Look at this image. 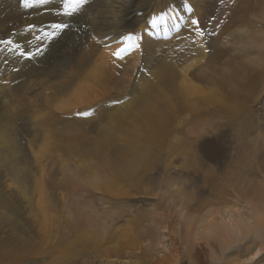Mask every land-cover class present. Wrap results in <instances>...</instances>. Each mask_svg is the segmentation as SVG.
I'll return each instance as SVG.
<instances>
[{
    "label": "bare ground",
    "instance_id": "6f19581e",
    "mask_svg": "<svg viewBox=\"0 0 264 264\" xmlns=\"http://www.w3.org/2000/svg\"><path fill=\"white\" fill-rule=\"evenodd\" d=\"M244 2L251 6L253 0H243L242 3ZM51 3L59 5V11L63 10V0H51ZM89 3L91 6L87 15L82 17L79 23H73L70 32L49 40L43 36L41 29L50 30L48 26L58 18L50 14L48 6L36 3L33 8L28 9L22 6L20 0H0V40L13 39L32 52L36 51L37 46L43 49L30 62L17 59L14 53H0V107L3 105L1 103H5L6 98L16 105L24 100L29 103V99L33 96L29 98V91H25V88L30 86L37 91L44 85L42 94H36L37 100L29 103L28 107L19 105L25 108L16 112L13 107L12 111L15 112L9 113V109L6 112L4 110L10 107L6 104L4 111L0 113L2 114L0 115V214L3 219L12 220L20 233L28 235V223L31 224L32 218L35 217L34 203L36 199L39 200L37 197L39 193H37L38 187L35 186L38 172L35 175L33 174L35 170H32V162L35 158L28 150L34 146L30 144L32 140L28 141L25 136L29 138L35 131L37 132L38 127L35 129L33 125L38 119L34 121L33 118L35 114L41 112L39 107L42 106L40 105L43 102L42 97L48 96L58 102L56 106L58 110L62 108L61 106H64V111L72 110L75 101L85 110V113H82L83 118L74 120L71 124L66 123L67 129L62 127L67 132L77 131V136H65L67 137L64 141L65 146L63 144L61 146L68 150L66 155L82 162L83 169L80 173L85 175L83 180L85 179L87 188L119 196L110 188L118 187L121 181L124 187H129L127 191H123L124 196L131 194V191L152 194L155 188H159L157 194L162 200H167L174 196L173 191L170 190L171 181L175 179L172 170L180 171L179 164H175L174 158H178L180 164L182 163L181 175L186 182H190L192 188H187L184 192L185 203L180 211L172 214L165 209L163 213H155L150 218L143 212L138 213L131 216L122 229L116 228L111 223L114 220L111 215L102 216L100 210L94 211V206L87 200L79 202V205L76 202L78 209L77 206H72L74 218L68 219V225L63 231L60 230L63 237H60L62 246L59 245L58 249L63 247V258L59 257L60 259L51 261L22 259L17 264H150L152 260L155 261L153 264H164L168 259L162 256L163 260L155 255L162 251L167 252L169 242L166 238L171 231H176L177 236L181 237L180 254L185 257L186 264H198L196 260L194 261L195 257L191 251L193 243H190V239L199 235L206 240L208 246L210 239L216 242V245L208 249L210 257L206 254L211 258L210 260L222 261L223 264L233 262L264 264V204H262L264 184L262 183L260 189L255 187L257 190H247L244 193L245 189L239 185V181L242 180L243 183L245 175L242 178L241 175L239 177L236 176L237 174L234 175L233 171H223L225 162L219 163L217 167L219 172L213 167L214 161L211 166L208 158L201 155L204 133L209 131L214 133L216 138L221 139L227 131L223 128L225 125L223 122L228 117L235 123L233 129L239 140L244 141L246 134L251 132L253 117L240 114L244 101L242 98L245 95L242 91L246 90V96L253 101L257 98L256 93L260 84L264 82V55H261V49L264 47V32H251L245 27L246 30L241 31L246 36L238 37L231 42L227 40L225 33L231 34L232 31L225 25L217 29L216 37H211L213 53L206 54V47L194 48L191 44L193 39L198 45L205 44L208 38L202 39L200 36L189 34L190 19H199L201 26H206L207 30L211 31L206 20L216 15L220 18L218 4L222 3V0H196L194 14L184 11L188 0H89ZM213 3L217 4L216 8ZM63 19L68 18L63 17ZM85 20L89 22L85 23ZM152 20L156 21L155 29L152 27ZM30 24L36 25L31 32L27 31ZM246 24L247 21L244 22V26ZM248 25L249 23L246 26ZM132 29L148 35L152 43L143 54L136 51L126 56L124 61H119L113 56V53L122 47L118 42L119 35ZM165 29L167 36L163 35ZM157 32L158 35L155 34ZM237 40H248L246 51L237 46ZM105 43L110 46L106 47ZM5 47L4 44H0V48ZM5 55L12 61L11 64L3 63ZM13 68L19 71L14 72ZM225 68L229 72H223V75L225 78L231 77L233 90L227 93L225 86H222L218 98L219 81L216 79L218 75L216 71ZM242 68L247 70L248 76L244 75ZM258 70L262 73H258ZM4 81H9L7 86H4ZM127 98L128 101L125 100ZM51 100L50 102H53ZM116 100H120V103L113 104L112 102ZM227 101L228 103L232 101L230 106L226 104ZM93 103H98L97 116L88 114L92 113L93 108L91 110L87 106H93ZM31 106L37 107V109L32 107L36 109L33 110L32 115L29 114ZM41 109L43 111L44 107ZM44 110H47V107ZM46 116L44 117H49ZM22 117L23 120H28L30 129L20 127L19 124L22 122L19 121ZM211 117H215V122L220 120L221 123L216 122L215 126H211ZM55 118L57 119V116ZM99 118L102 121H99ZM182 119L187 121L181 124ZM26 126L24 127L27 128ZM230 126L229 124V128ZM46 127L44 129L48 130ZM51 127L49 129H52ZM54 129V131L59 130L61 126ZM180 134H184L186 138H180ZM21 135L23 138H20ZM180 139L178 145L168 148L164 146L171 140L178 143ZM229 141L231 142V139ZM33 143L35 144V141ZM28 145H31L30 148ZM83 158H87L86 163L89 162L87 166ZM157 164H160L162 176L164 175L165 178L160 179L159 187L155 185L153 189L147 178ZM216 172L221 175L218 177ZM44 178L45 175L42 173L40 179ZM211 178L214 180L208 182ZM200 181L205 184L204 187H201ZM71 184L69 189L73 186ZM226 184H229V188ZM183 186H186L185 182ZM201 188L205 191L209 190V198H202L204 192L203 190L200 192ZM15 195L24 204L21 206L24 209L20 216L21 221H19V213L8 208H17V206L6 207L3 200V198H14ZM50 196L52 197L51 194ZM51 197L40 198V203L52 206L57 197L54 196L55 199ZM65 199L61 197V203H64ZM201 199L203 200L200 202ZM195 200L199 201L200 205L192 207L191 204ZM239 205L243 206L238 208ZM243 207L251 211L250 216L242 212ZM173 215L174 220H178H176L177 225L174 224L175 228ZM146 222L150 224L144 227ZM12 234L21 237L18 232ZM155 236L163 239L162 250L156 249ZM249 237L250 244H244V240ZM68 238L72 239L71 242H67ZM171 238L175 239V236ZM108 243L111 245L106 246ZM140 245L145 247L143 253L138 252ZM230 249H235L234 256L233 259L227 260L225 254ZM49 250L53 251L52 248ZM205 258L207 261V257ZM179 260L180 258L176 257L173 261L181 262Z\"/></svg>",
    "mask_w": 264,
    "mask_h": 264
},
{
    "label": "rangeland",
    "instance_id": "374dc122",
    "mask_svg": "<svg viewBox=\"0 0 264 264\" xmlns=\"http://www.w3.org/2000/svg\"><path fill=\"white\" fill-rule=\"evenodd\" d=\"M242 1L243 0H228V1L224 0V2L219 3L218 4V10H219L218 16L220 18H217V15H216V16H211L210 20L209 19L206 20V22H208V26H209L210 30L212 31L213 30L212 28L215 26V31H216V34L218 35L217 29H221L225 25H227L228 27H230V30L232 31V33L231 34L225 33V36L227 37V40L231 41V42H234L238 37L246 36V34L243 32L244 30H246L245 27L248 28V30L251 32H253V31L264 32V16H263L264 15V4H263L264 2H263V0H253L251 6H248V4L245 2L242 3ZM213 6L216 8L217 4L213 3ZM258 6H260V7H258ZM245 21H247V24L249 23L248 26H246L247 24L244 26ZM233 30H236V31L233 32ZM241 30H243V31H241ZM216 34L214 35V37L217 36ZM236 35H237V37H236ZM247 44H248V40L247 41L243 40V41H238L237 46L239 48H241L242 50L246 51L247 50ZM212 51H213V48H211L210 50L207 49L206 54H212L213 53ZM261 53H262L261 55L263 56L264 55V47L261 49ZM242 70H243L244 75L248 76L247 70L245 68H242ZM216 72L218 73L216 79H217V81H219L217 83V85H219L218 86L219 91L217 90V92H218L217 97L220 98L219 92L222 91L221 90L222 86H225L226 92L228 93V92H231L233 90V85L230 81L231 77L225 78L223 75V72H229L226 68L223 69L222 71L219 69ZM258 73H262V71L258 70ZM43 86L41 87V89L37 90L39 92L34 91V88H31L30 86L28 88H25V91H27V92L29 91L28 94H30V96L28 95V97L29 98H31L32 96L34 97L33 100H32L33 97L31 99H29L30 100L29 103H34V100H37L38 96L35 97L36 94L37 95L39 93L42 94V92H43L42 88H44ZM29 88H31V89H29ZM30 90H31V92H30ZM47 90H49V89H47ZM242 92L245 95L242 98L244 101L242 104V112L240 114L253 117V120H252L253 125H252V129L250 130L251 132L246 134L247 136L244 135L245 136L244 141L239 140V138L237 137L236 131L234 130L235 129V127H234L235 123H234L233 119H229V117H228L223 122V123H225L224 127L222 126L225 131L227 130L226 133H228V134L225 133L224 137L222 136L221 139H218V138H216L214 133H210L209 131L207 133L206 132L204 133V138L202 139L204 142V146L202 148L201 155L206 156L208 158V162H209V164L211 162V166L213 164L212 161H214L215 163L213 164V167L214 168L216 167V169H218L217 167H219L220 162L221 163L225 162V164L223 165V169H224L223 171H228V172L233 171L232 173H234V175L237 174L236 176H238V177H239V175H241L242 178L245 175V178H243L245 181H243V183H242V180H240L239 185H241L242 188L245 189L243 191H245L244 193H246L247 190H249V191L257 190V188H259L262 185V183L264 184V167H263L264 166V82H262V84H260V87L258 88L257 93H256L257 98L253 101H252V99H248V97L246 96V90L243 89ZM33 93H35V94L33 95ZM51 98L52 97H50V96H48L47 98L42 97L43 102H42V104L40 103V105H42V106L39 105L40 106L39 110H41V112H40V114H39V112H38V114H35L36 116L34 115L33 120L38 119V121L34 120L35 125H33V126L35 127V129L38 127L36 129L38 133L35 131L34 132L35 134L33 133L32 135H30L31 137H33V135H35L33 138H31L30 136L28 138L27 135L24 134V135H26L25 138L28 141L32 140L30 144L34 147H31L32 148L31 149L29 147L31 145H28V147L30 148L28 150H30L32 152V155L35 158V159H33L34 161L32 162V166H33L32 170H35L33 172V174L36 175V173L38 172L36 175L37 181L35 183V186L38 187L37 193H39L40 195L37 194V197H39V200L36 199V202L34 203L35 217L32 216L33 217L32 223L34 222V224L28 223L29 224L28 225L29 233H28V235H26V234L20 233L17 230L18 227L17 228L15 227V223L12 220L7 221V220L3 219L2 215L0 214V264H17V262L21 261L22 259L23 260L35 259L37 261H41V260L51 261L53 259H60L59 257H61V259H62L63 258L62 254L64 252L63 247H60V249H58L59 245L62 246V239H60V237L62 238L63 234L61 233V231H63V229H65V227L68 225L67 220L70 218L72 219V217L74 218V213L72 212V206L73 205H74V207L77 206V209H78L79 202H84L85 200H87L88 203H90L94 206V209H93L94 211H95V209L100 210V212L103 213V214L101 213L102 216H104L106 214L111 215L112 219H114L111 223L113 225H115L116 228L122 229L127 224V221L130 220L131 216L136 215L138 213L143 212L144 214H146L150 218L152 215H155V213L156 214L157 213H163L165 209H166L165 211L172 212V214H174V212L176 213V212L180 211L183 204L185 203L184 192L187 191V188L188 189L192 188L190 182H186V179L181 175L182 167L180 165L182 163L180 164V162L178 161V158H174V159L172 158L176 165L179 164L178 165L179 168L178 167L177 168L180 171L176 172L175 169L172 170V173L175 174V176H173V177H175V179H173L171 181L172 187L170 190L173 191L174 196L168 198L167 200H162L161 196L157 194V193H159V190H158L159 188L158 189L155 188V190L152 191V194H145L144 191H131V194H127L124 196L122 194L123 191H127V189L129 187H124L123 184H121V181L118 183V187L112 186L110 188L111 191L118 193L119 196L111 195L109 193H102V192L96 191L90 187L87 188V186H85V183H84L85 179L83 180L85 175L80 173V171L82 172V169H83L82 162L76 161L73 159V157L71 158V156L66 155L65 153L68 150L66 151L64 149L65 148L64 144L66 143L64 141L67 138L65 136H68V137H76L77 136V133H76L77 131L76 132L75 131L67 132V130H64L65 128L66 129L68 128V126H66V123L71 124L74 120H80L81 118H83L82 113H85V110L83 109L82 106H80L78 104L77 101L73 102L74 107L72 108V110L64 111V108H63L64 106H61L62 108L58 110L56 108V106H58V104H57L58 102H56L55 100H51ZM46 99H48L49 101ZM7 100H9V101L7 102ZM44 100L46 102H44ZM50 100L53 102H50ZM125 100L128 101L129 98H127ZM231 102L232 101H230L228 103V101H227L226 104L230 106ZM29 103H28V101L24 100V101H22V103L18 102L16 105V104H13V102H10L9 98H6L5 103L4 102L1 103L5 106L1 105L2 107H0L1 108L0 113L3 112L4 110L6 112V111H8V109H9V113H11V112L13 113V112H15V110L17 112L18 109L23 110L25 107L21 108L20 106H27ZM6 104H8V106H10V107L7 108ZM21 104H23V105H21ZM44 104H48V106L47 105L44 106ZM92 105L93 106L88 105L87 107H90L89 109H91V110L93 108L92 115L97 116L98 111L96 110V106L98 105V103H93ZM75 106H77V107H75ZM13 107L15 109L14 111H12ZM18 107H20V108H18ZM32 107H34V106L29 107L30 108L29 114H31V115H32V113L34 114L33 110L37 109V107H34L36 109H33ZM41 107H44V109H46V107H47V110L43 109V111H45V112L42 113L43 111H42ZM3 108H5V109L3 110ZM62 109H63V111H62ZM228 111H230V110H228ZM71 112L74 114H72ZM93 112L95 114H93ZM41 113H42V115H44V116L47 115V116L51 117L52 119L50 120L49 117L45 118L44 116L41 115ZM48 113H49V115H48ZM52 113L53 114L55 113V114L53 115ZM0 115H2V114H0ZM37 116H39V117H37ZM55 116H57V119L55 118ZM227 116H229V114ZM23 119H24V117H22L21 121H19V123L22 122L21 124H19L20 127L21 128L23 127V129H26V130L30 129V125L28 124L29 123L28 120L25 121ZM46 119H47V121H45ZM52 120H55V121H52ZM210 120L212 121L211 126H215L216 122L221 123L220 120H216V122H215V117H213V118L211 117ZM50 121H51L52 125L49 124ZM56 121H57V123H56ZM99 121H102L101 118H99ZM186 121H187L186 119H182V120H180V123L184 124ZM230 121H233V122H230ZM24 122H26V123H24ZM36 122H38V124ZM22 124L24 126L27 125L26 126L27 128H25ZM229 124L231 125L230 126L231 129L229 128ZM28 125H29V128H28ZM44 126L45 127L48 126V127H46L48 130L44 129L45 128ZM57 126H59V128L61 126L62 130L56 129V131H54L55 130L54 128H57ZM49 127H51L52 129H49ZM58 132H61V133L63 132L62 133L63 135L61 133L58 134ZM43 133H45V134H43ZM60 134H61V136H60ZM180 136H181L180 138H186L184 136V134H180ZM209 136H211V137H209ZM230 136H231V138H230ZM61 137L64 139H62ZM20 138H23L22 135L20 136ZM207 139H209V140H207ZM229 139H231V142L229 141ZM34 141H35L36 146L34 143L32 144V142H34ZM180 141H181V139L177 143L175 140H171V141L165 143L164 146L167 148L173 147V145H175V144L176 145L180 144ZM225 141L227 143H225ZM206 142H207V144H206ZM219 142L221 145H219ZM57 143H59V144H57ZM56 144H57V146H56ZM62 144L64 146H61ZM63 149H64V151H63ZM105 151H107V150H105ZM104 153H106V152H104ZM240 158H242V159H240ZM83 160L85 161V164L87 166V164L89 163V162L86 163V161H88L87 158H83ZM95 162H96V160H95ZM35 163H36V165H35ZM228 163H229L230 167L228 166ZM90 165H88V166H90ZM261 165L263 168L261 167ZM242 166H244V167H242ZM160 168H161L160 164H157L155 167V170L152 173L148 174V178L149 177L150 178L149 179L147 178V180H149L151 182L150 187H152V188L155 187V185H156V187H157V185L159 187L160 179L165 178L164 175L162 176L163 173H161L162 171ZM232 168H233V170H232ZM36 169H37V171H36ZM225 169H227V170H225ZM239 169L241 171H238ZM218 171H219V169H218ZM236 171H238V172H236ZM42 173L45 175V178L43 180L40 179V176L42 175ZM216 173L218 174V172H216ZM220 175H221V173H220ZM220 175L218 174V177ZM151 176H154V177H151ZM176 177H178V178H176ZM218 177H217V179H215L216 181L218 180ZM212 179L213 178H211L208 182L212 181ZM34 180H35V177H34ZM80 180H83V181H80ZM70 181L72 182V184ZM246 181L249 183H246ZM68 182H69V185H68ZM184 182L186 183L185 187L183 186ZM199 183H200L201 187L205 186V184H202L201 181ZM70 184L73 185L71 189H69ZM152 184H154V185H152ZM43 186H45V187H43ZM46 186H48V187H46ZM227 186L229 188V184ZM255 187H257V188H255ZM85 188H87V191ZM208 189H210V187ZM208 189H206V191L203 190V188L200 189V192H202V190L204 192V194L202 195L203 199L209 198L208 197L209 196V194H208L209 190ZM47 190H49V191L47 192ZM71 190H72V192H71ZM48 193H50L52 195V197L50 196V194L44 195V194H48ZM60 194H61V196H60ZM120 194H122V195H120ZM47 196H48V198L51 197L52 199H55L54 196L57 197V199H55L54 204L52 206H46V205H44V203L43 204L40 203L41 202L40 198L47 197ZM82 196H84V197L81 198ZM61 197L66 198L63 201L64 203H61L62 202L60 200ZM77 197L78 198L80 197L79 199H81V200L79 201V199ZM203 199H201L200 202ZM3 200L5 202L6 207H8L7 205L17 206V208H13V207H8V208L12 209L14 212H18L19 213V221H21L20 216L22 214V211L24 210V209H22L21 206L24 204L19 199V197L17 195H15L14 198L13 197L3 198ZM37 200H38V202H37ZM50 202H51V200H50ZM72 202H74V203H72ZM76 202L78 205L76 204ZM262 204H264V200L262 201ZM198 205H200V204H199V201H197V200H195V202H193L191 204L192 207H195ZM242 206L243 205H239L238 208H241ZM243 208L244 209H242V212L244 211L246 216H250L249 213L251 211H249L247 209V207H243ZM2 209L6 210L5 208H2ZM13 211L12 212L10 211V213L14 214ZM173 217H174V215L172 216V220H174ZM176 220H174L173 226H174V224L177 225ZM149 224L150 223L146 222L144 227L146 225H149ZM32 225H33V227H32ZM171 225H172V223L170 222V226ZM29 227H31V228H29ZM144 227H142V228H144ZM174 228H175V226H174ZM30 229H32V230H30ZM149 229H150V227H149ZM64 231L66 233H68L66 230H64ZM13 232H18L21 237L20 238L16 237L14 234H12ZM68 235L71 236V234H68ZM74 235L75 234H73V236ZM76 235L79 236L78 234H76ZM170 236L173 238L175 236V239H172ZM176 236H177L176 231H174V232L171 231L169 237L166 238V240L169 242V245L167 247L168 248L167 252L162 251L160 254L155 255V257L158 256V258H160V259L162 258V256L164 258H167L168 260L164 261L165 262L164 264H168V263L186 264L185 257H183L182 254H180V252H181L180 251L181 250V246H180L181 239L180 238L181 237H179V236L176 237ZM200 236L201 235L197 236L196 238L195 237H193L191 239L189 238L190 243H193L192 249L194 251L193 250H191V251L193 252L192 254L195 257L194 261L196 260V262L198 264H223L222 261H215L214 259H212L214 261V262H212V260H210L211 258H208V256H209V253H208L209 250L208 249H210V246L216 245V242L214 240L210 239L209 240L210 246H208L206 244L207 243L206 240H204ZM58 238L60 239V243H59ZM156 238H157V236L154 237V241L156 240L155 247L157 250H162L163 239H158V238L156 239ZM57 240H58V242H57ZM71 240L72 239L68 238L67 242H71ZM141 240H140V242H141ZM250 240L251 239L249 237V239H245L244 240L245 242L244 241L243 242H244V244L249 243V242H251ZM147 241H149V239ZM115 243H113V244H115ZM104 244H106V243H104ZM109 245H111V243H108V245H106V246H109ZM143 245L142 246L140 245L141 248L139 247L140 250L138 249V252L139 251H140V253L144 252L145 247ZM53 247L55 248V250L58 253L56 251H54ZM137 247L138 246H136V248ZM49 248H52L53 251L52 250L50 251ZM47 250L50 252H47ZM234 251H235V249L234 250L230 249L229 252L228 251L226 252L225 255L227 256L226 257L227 260L233 259ZM53 252L58 254L59 256L56 254H53ZM53 255H55V256H53ZM48 257H50L51 259ZM176 257L180 258L179 261H181V259H182L181 257H183V260L181 262L177 261V263H176V261H173L174 259H176ZM205 257H207V259H208L207 261H206ZM164 258H162V259L164 260ZM149 263L153 264V263H155V261L152 260ZM231 264H237V263L233 262Z\"/></svg>",
    "mask_w": 264,
    "mask_h": 264
},
{
    "label": "snow or ice",
    "instance_id": "6c2138e0",
    "mask_svg": "<svg viewBox=\"0 0 264 264\" xmlns=\"http://www.w3.org/2000/svg\"><path fill=\"white\" fill-rule=\"evenodd\" d=\"M195 2L196 0H188L187 6L184 7V11L194 14ZM20 3L24 8L28 9L33 8L36 3L46 5L49 8L50 14H53L58 18L56 22H53L48 26L50 30L41 29L43 36L49 40H52L58 35L70 32L72 30V24L79 23L80 19L87 15L88 9L91 6L89 0H63V10L59 11V5L52 4L51 0H20ZM173 11H175V9H173ZM63 17H67L68 19L65 20ZM84 22L88 23L89 21L85 20ZM151 24L153 29H155L156 21L152 20ZM35 27L36 25L30 24L28 25L27 31L31 32ZM174 27H178V25H174ZM188 31L192 36H200L202 39L208 38L206 43L202 45H198L197 41L193 39L191 44L194 48L203 46L209 50L211 49V37L216 34L215 26L212 31H208L206 26H201L199 19H190ZM155 34L158 35L159 33L157 32ZM164 34L167 36V29H165ZM37 39L40 40V37L37 36ZM118 42L122 45V47L117 49V51L113 53V56L119 61H124L126 56L136 51L143 54L152 43L148 35L138 33L134 29L121 33L119 35ZM158 42L159 41H157V43ZM0 44H4L6 46L5 48H0V53H14L17 59H23L26 62H30L35 56L43 51V49L39 46H37L35 52L29 51L26 47H23L19 42L14 41L13 39L0 40ZM105 46L109 47L110 45L105 43ZM153 52H155V49H153ZM193 54H195V52H193ZM3 63L8 65L11 64L12 61H10L8 56L5 55ZM13 71L18 72L19 69L13 68ZM8 83L9 81H4V86H7ZM112 103H120V100L113 101ZM88 114L90 115L92 113Z\"/></svg>",
    "mask_w": 264,
    "mask_h": 264
}]
</instances>
